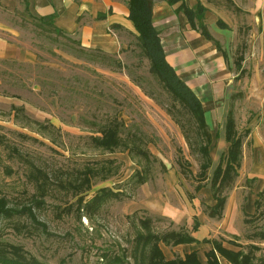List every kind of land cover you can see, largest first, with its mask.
<instances>
[{
  "label": "rangeland",
  "instance_id": "obj_1",
  "mask_svg": "<svg viewBox=\"0 0 264 264\" xmlns=\"http://www.w3.org/2000/svg\"><path fill=\"white\" fill-rule=\"evenodd\" d=\"M183 1L196 10L194 26L166 0H150L152 21L165 51L181 62L190 56L182 43L205 42L202 31L210 36L189 60L201 68L192 88L210 134L203 180L202 130L150 70L136 30L121 28V48L109 54L58 33L23 5L0 4V39L11 48L0 52V202L18 212L0 218V241L43 264H158L142 236L197 233L196 242L156 245L165 260L196 251L206 264L212 244L201 239H215L249 257L239 263L216 253L217 264H264V192L257 196L264 190V6ZM197 2L205 11L197 12ZM228 110L242 139L241 163L223 190L222 215L210 217L212 174L229 146ZM108 131L115 132L112 151L96 145ZM136 170L147 172L145 183L136 182ZM198 183L205 185L195 190ZM102 188L117 196L90 202Z\"/></svg>",
  "mask_w": 264,
  "mask_h": 264
},
{
  "label": "trees",
  "instance_id": "obj_2",
  "mask_svg": "<svg viewBox=\"0 0 264 264\" xmlns=\"http://www.w3.org/2000/svg\"><path fill=\"white\" fill-rule=\"evenodd\" d=\"M128 6L129 14L128 18L132 21L133 26L138 34L140 45L143 49L144 55L149 59L150 70L160 79L164 87L183 104L197 121L198 127L202 130V134L205 137V146L201 148L205 160L200 164L199 178L204 179V175L208 168L211 166V160L208 155L207 146L210 144V134L206 131L207 123L205 121V112L202 106L201 100L196 93L190 88L186 82H184L176 73L174 68L168 62L165 54L159 32L155 29V25L152 21V7L150 0H125ZM167 3L174 6L175 11H182L187 18V23L192 27L194 26V18L196 10L185 5L183 0H167ZM197 12L205 11V8L201 4H197ZM222 24V22H220ZM224 28V26H221ZM201 34L210 39L209 34L206 31H202ZM114 135L115 132H104V139L95 140L97 146L106 148L108 151L114 149ZM225 140L229 143L227 152L221 157L218 165L215 167L210 188L214 204L208 207V215L210 217H220L226 201V195L223 194V190L229 187L232 180L237 176V169L240 166L241 161V146L242 139L236 134L235 124L231 110H228L225 124ZM224 164V165H223ZM147 172L136 170L134 175L138 184H143L148 180ZM204 183H198L195 186V190H200L204 187ZM264 190L258 193V197L263 194ZM117 196L114 192H109L106 189H101L100 193L95 194L90 202L100 204L106 197V195ZM259 199V198H258ZM255 200L256 210L258 209L259 200ZM87 203L84 204V207ZM88 205V204H87ZM16 212L13 208L5 207L4 201L0 202V218H10ZM200 222L194 217V225L192 230L196 231ZM145 244L152 243L151 257L156 258L158 264H201L197 258L196 251H191L185 254L184 258H174L171 260H165L162 251L157 247L156 242L161 240L166 244L177 245L181 243H192L197 240L191 235L185 232H169L161 236L156 234H147L142 236ZM154 240V241H153ZM153 241V242H152ZM203 243L212 244V248L206 253V264H217L216 253L222 256L233 258L239 262L244 263L249 261V257L242 252H232L224 248L220 242L215 239H202ZM0 264H43L36 260L34 257H26L21 251L19 246L0 241ZM151 264H154L151 262ZM157 264V263H156Z\"/></svg>",
  "mask_w": 264,
  "mask_h": 264
},
{
  "label": "crops",
  "instance_id": "obj_3",
  "mask_svg": "<svg viewBox=\"0 0 264 264\" xmlns=\"http://www.w3.org/2000/svg\"><path fill=\"white\" fill-rule=\"evenodd\" d=\"M250 1L253 2L252 5L255 7L264 6V0ZM198 3L202 5L201 2H197V4ZM234 3L237 6H243V3ZM0 4L10 8L21 7L23 5L24 10L30 16L51 25L58 33L75 36L84 47L101 49L109 54H114L121 48L118 38V31L121 28L135 30L132 21L128 18V6L123 0H0ZM217 21L220 20L218 19ZM219 29H221V27ZM222 30L227 31L229 28L227 26L222 28L221 31ZM201 38H203L205 42H208V39L204 36ZM205 42L201 43L199 40L198 44L194 46L191 45V47L188 44H184L185 42L182 43V49H188L189 52H187V54L190 55L187 59L184 57L185 60L183 59V62H181L182 58L177 60L178 58L173 54L175 52L174 50L173 53L172 51L168 53L163 46L165 54H170L169 57H167L168 62L173 68L178 67L186 74L185 78L182 80L186 82L190 88H192V84L197 81L194 75L201 73L198 62L196 60H194L196 61L195 63L192 62L194 57L192 55H195V53H198L199 50L204 48ZM8 49H11L9 48V44H4L0 39V52L3 56L5 54L4 52H7ZM186 55L183 54L182 57ZM222 58L223 57L218 59L220 64H223L224 58ZM181 63L183 64V68H181ZM258 170H260L259 183L262 184L264 183V157L262 159V165ZM197 230L194 232H197ZM196 234H194L193 237L199 240Z\"/></svg>",
  "mask_w": 264,
  "mask_h": 264
}]
</instances>
